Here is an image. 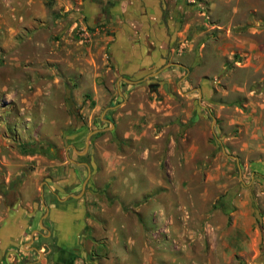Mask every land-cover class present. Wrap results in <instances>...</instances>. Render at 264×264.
Wrapping results in <instances>:
<instances>
[{
	"label": "rangeland",
	"instance_id": "1",
	"mask_svg": "<svg viewBox=\"0 0 264 264\" xmlns=\"http://www.w3.org/2000/svg\"><path fill=\"white\" fill-rule=\"evenodd\" d=\"M55 4L43 0L41 8L27 13L32 21L26 25L18 21L22 13L0 7V167L56 169L66 177L64 166L74 172L78 194L88 171L82 167L78 174L75 169L86 163L91 174L84 197L87 189L98 192L92 173L105 165L101 151L128 153L154 143L151 136L165 131L159 147L168 181L166 200L179 205L154 226L161 231L151 239L166 257L161 264H264V152L257 149L260 140L227 124L239 115L237 105L258 108L264 103V0L165 3L164 17L178 19V36L162 54L163 61L144 73L169 63L187 70L170 66L161 71L167 77L129 76L140 81L127 100L157 103V110L150 105L144 109L166 118L146 116L139 124L146 128L154 123L147 132L139 125L136 141L122 139L132 125L126 113L135 109L132 104L112 108L124 96L106 49L88 48L93 32L75 27L70 12L52 11ZM7 22L13 29L5 27ZM195 128L193 134L188 131ZM94 130L101 131L79 155ZM192 143L196 150H189ZM171 149L175 152L168 155ZM138 160L128 156L125 164ZM170 166L175 175L167 172ZM174 179L177 188L170 185ZM136 244L130 264L142 263ZM123 250L120 244L117 251Z\"/></svg>",
	"mask_w": 264,
	"mask_h": 264
},
{
	"label": "crops",
	"instance_id": "2",
	"mask_svg": "<svg viewBox=\"0 0 264 264\" xmlns=\"http://www.w3.org/2000/svg\"><path fill=\"white\" fill-rule=\"evenodd\" d=\"M55 1L52 11L70 12V16L77 20L73 24L75 27L79 24L80 29L86 27L93 32L94 38L88 48L98 52L106 49L113 70L120 74L117 88L121 87L124 96L112 108L132 104L135 109L134 114L126 113L131 115L132 125L126 134L121 133L122 139L138 140L140 121L148 115L153 121L160 117L157 112H146L144 108L150 104L127 100V95L137 91L131 88L140 81L129 76H151L144 71L159 65L163 61L162 54L177 38L178 19L173 15L164 17L168 0ZM1 6L7 12L17 10L22 13L18 21L26 25L32 21L27 20V13L33 8H41L43 0H0ZM5 27L13 29L8 22ZM177 67L187 70L183 64ZM159 73L157 77H167L165 71ZM122 85L126 86L125 90ZM138 91L141 93V88ZM156 104L149 107L157 110ZM235 109L239 115L228 118L227 124L237 126L239 132L249 135L250 140H260L256 143L257 149L264 152V103L258 108L248 104L244 107L237 105ZM164 117L160 119H166ZM153 121L146 128L142 125L143 132L151 129ZM106 122L112 123L108 118ZM179 122L175 121L177 126ZM114 125L117 129L118 125ZM197 130L188 131L193 134ZM211 132L213 135L217 133L214 123ZM163 133L165 131L151 136L154 143L151 141L148 146L128 153L101 151L105 165L96 167L92 173L94 190L98 192L87 189L84 197L85 189L75 197L80 194L82 186L80 192L74 194V172L64 166L61 167L67 170V176L59 177L56 169L51 172L24 170L4 163L0 167V264H130V251L136 242L141 264H161L166 257L164 248L151 239L161 231H155L154 226L161 225L164 215H174L179 205L176 200H166L168 181L166 172L161 169L163 150L159 147ZM225 149L222 147L223 152ZM189 150H196L194 143ZM174 152L171 149L168 155ZM133 155L139 160L125 164L126 158ZM84 164H77L75 173L80 174L84 167L91 174L88 164ZM167 172L175 175V168L170 166ZM10 183H13L12 187H9ZM171 184L177 188V179ZM2 188H5L4 192ZM105 195L108 199L104 198ZM120 244L124 247L121 253L117 251Z\"/></svg>",
	"mask_w": 264,
	"mask_h": 264
},
{
	"label": "water",
	"instance_id": "3",
	"mask_svg": "<svg viewBox=\"0 0 264 264\" xmlns=\"http://www.w3.org/2000/svg\"><path fill=\"white\" fill-rule=\"evenodd\" d=\"M178 65H179V64H176V63H170V64H166L162 69H166V68H168V67H170V66H178ZM162 69H160L159 71H157V72L151 74V76H154V75L158 74ZM123 80H124V79H123ZM132 83H135V82H132ZM110 124L113 125L112 123H110ZM99 131H100V130H94V131H92V132L87 136V138H86V142H85L84 150H83L82 152H77L79 155H84V154L87 152V150H88V148H89V142H90V138H91V136L94 135V134H96V133L99 132ZM84 165L87 166V164H84ZM88 170H89V169H88ZM89 176H90V173L88 174V178H89ZM88 178L84 181V183H83V185H82V190H81L80 194L77 195V196H75V197H79V196L83 193V191H84V189H85V186H86V184H87ZM12 186H13V183H10L9 187H12ZM2 191L4 192V191H5V188H2Z\"/></svg>",
	"mask_w": 264,
	"mask_h": 264
},
{
	"label": "trees",
	"instance_id": "4",
	"mask_svg": "<svg viewBox=\"0 0 264 264\" xmlns=\"http://www.w3.org/2000/svg\"><path fill=\"white\" fill-rule=\"evenodd\" d=\"M46 146V148H48L49 149V152H50V150H51V146L50 145H45ZM51 157H54V155H51Z\"/></svg>",
	"mask_w": 264,
	"mask_h": 264
},
{
	"label": "flooded vegetation",
	"instance_id": "5",
	"mask_svg": "<svg viewBox=\"0 0 264 264\" xmlns=\"http://www.w3.org/2000/svg\"><path fill=\"white\" fill-rule=\"evenodd\" d=\"M152 88H154V86H152Z\"/></svg>",
	"mask_w": 264,
	"mask_h": 264
}]
</instances>
